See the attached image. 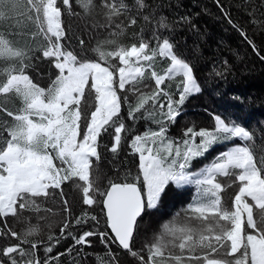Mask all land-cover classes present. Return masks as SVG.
Segmentation results:
<instances>
[{"label":"snow or ice","instance_id":"obj_1","mask_svg":"<svg viewBox=\"0 0 264 264\" xmlns=\"http://www.w3.org/2000/svg\"><path fill=\"white\" fill-rule=\"evenodd\" d=\"M77 3L82 13L72 0H0V264H51L71 255L72 247L41 261L39 245L51 254L60 239L90 246L93 236L108 248V264H120L110 246L126 251L134 264H264V133L213 115L211 128L193 124L179 137L170 135L183 106L202 89L194 66L164 35L171 27L167 18L155 20L150 35L141 27L121 42L138 18L153 23L147 0ZM93 13L100 19H92V29L106 35L88 46L79 25H66L64 18ZM70 40H78V50ZM158 58L167 61L162 72ZM177 77L174 87L166 84ZM139 121L155 127L137 132ZM217 146L223 150L194 166ZM102 148L110 163L125 152L137 158L135 170L113 163L102 183ZM189 189L190 201L136 249L145 217L159 212L169 193ZM227 189L233 191L222 195ZM71 192L78 196V216ZM50 201L62 205L65 219L60 236L48 234L45 241L25 213L43 220L39 214L52 212L44 207ZM94 208L103 215L104 230L74 234L73 225L100 223ZM9 218L26 227L13 230Z\"/></svg>","mask_w":264,"mask_h":264},{"label":"trees","instance_id":"obj_2","mask_svg":"<svg viewBox=\"0 0 264 264\" xmlns=\"http://www.w3.org/2000/svg\"><path fill=\"white\" fill-rule=\"evenodd\" d=\"M147 2L150 7L145 10V13L155 12L153 23L145 25L142 18H138L137 25L127 29L128 34L120 37V41L128 42L130 33L139 31L141 27L145 28L146 36L150 35L155 20L161 16L166 17L171 27L168 30H163L164 35L170 36L176 45L178 54L194 66L202 89L200 94L193 96L183 106V114L171 127L170 135L179 137L182 135L183 129L193 124L197 128H211L213 115L236 120L254 134L264 133V60L254 53L224 15L227 12L233 23L239 25L247 33L248 39L253 41L260 49L261 55H264V0H219L220 6H218L217 0H147ZM72 4L76 12L82 13L77 0H72ZM133 14L135 15V12ZM181 17L189 18L190 23L180 21ZM92 19L98 20L100 17L93 13L92 17H84L82 14L78 18H64L66 25L70 21L74 25H79L82 33L81 38L88 46H94L97 39H103L106 35L102 30L92 29ZM252 20H255L256 23H252ZM85 25L88 26L87 29H85ZM192 25H195V28ZM67 44L78 50V40H70ZM225 61L227 64L224 63ZM166 67L167 61L158 58L157 70L162 72ZM216 72H222L223 75H216ZM178 79L177 77L171 82L166 81V84L172 83L174 87ZM147 90L145 89V91ZM127 123L131 125L132 121H127ZM146 126L155 127L151 125L150 121H139L135 130L142 132ZM107 139V137L104 138L105 143ZM222 150L223 146H217L214 151L208 153L205 159L197 162L194 166L199 167L203 163H208L216 152ZM101 152L103 159L99 175L102 183L105 174L111 175L114 171L113 163L118 164L121 171L135 170L137 158L128 155L127 152L122 153L117 161L111 163V154L105 152L103 148ZM220 179L223 182L226 178ZM232 191V189H227L222 195L227 196ZM191 194V189L169 193L159 212L145 217L141 232L135 240V248L140 249L146 242L150 243L158 225L171 219L174 213L180 211L190 201ZM70 197L72 212L74 216H78L81 211L78 196L75 192H71ZM44 207L52 209V212H41L39 215L45 217L43 220L39 219L36 214L25 213V215H28L29 223L40 225L42 229L40 238L47 241L48 234H54L57 238L60 236L65 213L59 202L50 201ZM91 211L92 214L98 216L100 223L97 225L90 221L86 225H73L70 230L74 234L78 235L89 230H104L105 225L100 209L94 208ZM254 212H258V210L254 209ZM8 224L17 232H22L26 227V224L17 223L13 218H9ZM47 225H51V228L49 229ZM0 226L2 227V225ZM90 239V246L74 245L71 238L60 239L51 254L44 252V245H39L37 255L43 261L48 255L55 256L72 247L71 255H64L59 260L52 261L51 264H73V261L75 264H98V257L101 258L100 264H108L111 260V257L107 255L108 248L101 243L98 237L93 236ZM110 247L113 253H117L120 264H134L133 258H130L126 251L120 250L116 246Z\"/></svg>","mask_w":264,"mask_h":264},{"label":"rangeland","instance_id":"obj_3","mask_svg":"<svg viewBox=\"0 0 264 264\" xmlns=\"http://www.w3.org/2000/svg\"><path fill=\"white\" fill-rule=\"evenodd\" d=\"M26 216H28V215L26 214ZM30 217H32V216H30Z\"/></svg>","mask_w":264,"mask_h":264},{"label":"water","instance_id":"obj_4","mask_svg":"<svg viewBox=\"0 0 264 264\" xmlns=\"http://www.w3.org/2000/svg\"><path fill=\"white\" fill-rule=\"evenodd\" d=\"M1 227V226H0Z\"/></svg>","mask_w":264,"mask_h":264}]
</instances>
